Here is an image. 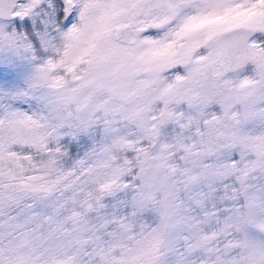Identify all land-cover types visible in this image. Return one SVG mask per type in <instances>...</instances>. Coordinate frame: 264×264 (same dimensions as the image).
Returning a JSON list of instances; mask_svg holds the SVG:
<instances>
[{"label":"snow or ice","instance_id":"snow-or-ice-1","mask_svg":"<svg viewBox=\"0 0 264 264\" xmlns=\"http://www.w3.org/2000/svg\"><path fill=\"white\" fill-rule=\"evenodd\" d=\"M0 264H264V0H0Z\"/></svg>","mask_w":264,"mask_h":264}]
</instances>
